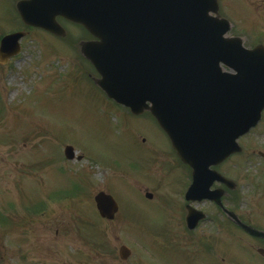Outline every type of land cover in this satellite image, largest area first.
Segmentation results:
<instances>
[{
	"label": "rangeland",
	"instance_id": "1",
	"mask_svg": "<svg viewBox=\"0 0 264 264\" xmlns=\"http://www.w3.org/2000/svg\"><path fill=\"white\" fill-rule=\"evenodd\" d=\"M259 5L222 0L220 14L233 32L254 37L264 33ZM14 13L1 0L0 36L20 30ZM59 24L67 38L29 30L21 53L0 67V264H198L181 240L177 199L167 185L159 186L161 203L143 200L137 191L153 193L147 187L161 182L163 171L150 164L143 142L139 148L132 140L140 135L151 150H167L160 129L146 115L135 118L111 107L92 83L96 73L79 56L76 44L87 35L66 21ZM239 143L244 150L230 162L239 202L263 227L264 158L256 153H264V111ZM66 145L84 159L65 160ZM100 191L121 206L112 222L94 206ZM167 213L180 241L163 246L149 232L170 227ZM122 245L131 250L128 261L119 257Z\"/></svg>",
	"mask_w": 264,
	"mask_h": 264
},
{
	"label": "water",
	"instance_id": "2",
	"mask_svg": "<svg viewBox=\"0 0 264 264\" xmlns=\"http://www.w3.org/2000/svg\"><path fill=\"white\" fill-rule=\"evenodd\" d=\"M18 12L25 24L59 37L66 36L55 21L60 16L94 36L80 45L98 72L97 85L132 113L148 110L156 118L192 168L194 188L210 166L241 152L237 141L258 125L264 109V55L226 36L230 24L219 17L216 0H27L18 3ZM23 35L2 40L1 63L18 54ZM64 154L75 157L71 146ZM208 186L201 199L214 195ZM95 202L100 216L114 218L118 206L112 196L100 192ZM128 254L120 248L123 260Z\"/></svg>",
	"mask_w": 264,
	"mask_h": 264
},
{
	"label": "flooded vegetation",
	"instance_id": "3",
	"mask_svg": "<svg viewBox=\"0 0 264 264\" xmlns=\"http://www.w3.org/2000/svg\"><path fill=\"white\" fill-rule=\"evenodd\" d=\"M20 1L27 0H2L3 4L12 5L15 11L13 20L16 22L21 20L16 8L17 3ZM217 1L218 6H221L222 0ZM228 1L226 0V2ZM241 1L251 4L254 2L259 3L260 5L257 8L255 7V11L259 12L261 10L264 13V0ZM61 19L57 18V21ZM231 27L230 35L241 38L244 48L253 51L260 49L264 52V33H259L254 37L245 34L246 36L244 37L243 33H239L238 29L233 32L234 26L232 24ZM111 107L127 110L119 104H115L112 100ZM143 115H146L159 128L156 120L148 112L135 118H141ZM159 129L168 143L167 150L161 152L151 150L147 146V141L142 140V136L140 137V135L135 136L137 137V142L132 140L135 147L136 145L139 148L143 146L149 150L148 159L150 164L157 165L163 171L161 182L147 187L152 188L153 193L148 191L141 193V191L137 190L142 199L154 204L157 202L161 203L164 200V196L161 197L159 195L158 189L162 184L167 185L168 192L172 193L177 199L175 214L178 216L181 240L183 239L187 246H189L190 256L196 263L211 264L213 261H216L218 264H243L242 257L245 254L247 256V264H264V239L250 236L241 227L243 223L264 232V226L262 227L258 223L251 222L249 219L250 212L242 210L241 202H239L241 197L238 194V190H236L231 172L233 168L230 162L233 157L229 156L227 159L218 161V164L210 167V172H215V174L208 173L206 178H204L205 181L201 180V183L198 182L194 188L193 170L179 159L175 149L172 148L167 134L163 129ZM138 142H143V144L140 145ZM260 156L264 158V154H260ZM262 183H264L263 175ZM206 186L209 187V192H214V195L211 194V198L209 199H201L200 195ZM135 189L137 188L135 187ZM205 205H207V208L204 207ZM259 216L264 217V211L261 210ZM168 219L170 227L156 230L155 233L153 231L152 233L149 232L152 241L154 238L163 246L172 245L173 243L175 245L176 242L180 241L179 236V240H177L176 229L174 230L175 225L171 222L169 214ZM22 261H27L24 255Z\"/></svg>",
	"mask_w": 264,
	"mask_h": 264
}]
</instances>
